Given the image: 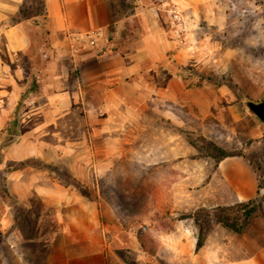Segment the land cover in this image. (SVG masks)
<instances>
[{
    "label": "rangeland",
    "instance_id": "1",
    "mask_svg": "<svg viewBox=\"0 0 264 264\" xmlns=\"http://www.w3.org/2000/svg\"><path fill=\"white\" fill-rule=\"evenodd\" d=\"M111 1L113 20L127 18L130 29L138 23L130 16L138 11L158 12L166 30L168 63L181 88L167 85L160 109L165 117L150 111L137 129L126 115L115 114L110 136L103 125L85 122L76 105L62 116L61 106L46 105L49 100L37 80L30 82L35 77L29 75L32 63L37 73L44 71L42 53L49 42L37 50L33 43L28 53L22 76L27 88H15V74H0V147L9 135L19 137L0 149V264H47L55 218L36 189L51 187L53 180L97 201L128 264H141L138 241L147 263L189 254L188 249L158 246L193 240L185 226L192 219L181 216L234 204L216 168L223 153L247 157L264 187V123L248 106L264 98V0ZM27 4L30 14L37 12L38 0ZM62 70L61 65L54 68L58 82L49 83L53 95L76 86L78 69L66 78ZM55 85L59 91L53 90ZM257 199L262 206L244 235L210 219L206 243L210 238V247L227 248L224 255L232 244L250 245L227 251L231 260L264 246V188Z\"/></svg>",
    "mask_w": 264,
    "mask_h": 264
},
{
    "label": "crops",
    "instance_id": "2",
    "mask_svg": "<svg viewBox=\"0 0 264 264\" xmlns=\"http://www.w3.org/2000/svg\"><path fill=\"white\" fill-rule=\"evenodd\" d=\"M27 1L0 0V74H15L18 77L14 80L15 88L22 89L26 83L22 76L27 74L24 67L29 66L27 57L33 43L37 50L49 42L51 47L47 46L42 53L46 58L44 71L40 75L32 63L29 75L35 77L30 82L37 80L49 100L46 105L61 106L62 116L69 115L76 105L83 109L85 122L103 125L102 130L109 132L110 136V124L115 114L126 115L125 120L132 122L135 129L147 119L146 114L150 111L164 116L160 109L167 99V85L171 89L176 86L180 89L181 81L176 79L175 67L168 63L166 30L156 10L142 9L130 16V20H138L130 29L125 25L127 18L118 22L113 20L111 0H43V14L11 24V18L18 15ZM93 31L99 32L100 37L92 44L82 45L74 39L77 34ZM60 65L65 78L70 76L74 67L78 69L76 86L73 90H63L61 95H53L49 83L58 82L54 79L58 77L53 74L55 66ZM7 81L5 78L4 82ZM55 89L58 90L56 85ZM172 95L175 96L174 92ZM88 133L92 136L90 130ZM18 139L16 136L13 143ZM216 168L221 181L233 195L234 204L257 199L259 176L247 157L224 158ZM53 182L51 187L36 189L40 201L53 210L55 218L47 264H128L118 253L120 241L116 242L115 230L103 222L97 201L60 185L56 180ZM191 222L185 224L193 235L190 243L171 240L158 246L174 251L188 249L189 254L178 252L164 263H147L150 260L143 259L144 247L138 241V261L141 264H264V246L260 245L231 260L227 251L236 248L244 251L250 245L232 244L224 255L223 249L227 248L220 245L210 247L209 238L197 252L198 228L193 219ZM177 237L180 238V234Z\"/></svg>",
    "mask_w": 264,
    "mask_h": 264
},
{
    "label": "trees",
    "instance_id": "3",
    "mask_svg": "<svg viewBox=\"0 0 264 264\" xmlns=\"http://www.w3.org/2000/svg\"><path fill=\"white\" fill-rule=\"evenodd\" d=\"M39 6L37 12H31V5L25 3L20 9L17 16L11 18L10 23H16L25 18H31L43 12V0H38ZM32 10V9H31ZM42 11V12H40ZM242 155V154H227L223 153L221 157L216 158L217 163L227 157ZM244 156V155H243ZM264 188L259 184V192ZM258 199L250 200L247 202H238L229 206H217L213 209L198 208L194 213L181 216L182 219L191 218L194 220L198 228V237L196 251H200L206 244L207 237L212 230V225L208 221L211 219L213 222L223 225L226 229L235 234H242L244 232L247 222L255 216L260 210Z\"/></svg>",
    "mask_w": 264,
    "mask_h": 264
},
{
    "label": "water",
    "instance_id": "4",
    "mask_svg": "<svg viewBox=\"0 0 264 264\" xmlns=\"http://www.w3.org/2000/svg\"><path fill=\"white\" fill-rule=\"evenodd\" d=\"M250 110L264 123V98L259 103L250 102L248 104ZM16 140V136L9 135L7 139L1 144L0 149L10 145Z\"/></svg>",
    "mask_w": 264,
    "mask_h": 264
},
{
    "label": "built area",
    "instance_id": "5",
    "mask_svg": "<svg viewBox=\"0 0 264 264\" xmlns=\"http://www.w3.org/2000/svg\"><path fill=\"white\" fill-rule=\"evenodd\" d=\"M161 4H164L165 0H158ZM175 18L178 19V16H175ZM176 33L178 34V37H180V33L178 30H176ZM100 37L99 32L93 31L91 33H84V34H77L75 35L74 39L78 40L80 44L86 45V44H92L95 42L96 39Z\"/></svg>",
    "mask_w": 264,
    "mask_h": 264
}]
</instances>
